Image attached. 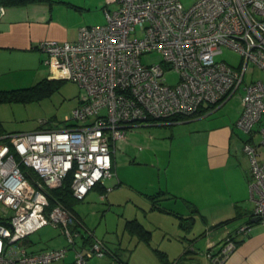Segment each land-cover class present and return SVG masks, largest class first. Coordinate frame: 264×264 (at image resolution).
<instances>
[{"label":"built area","instance_id":"obj_1","mask_svg":"<svg viewBox=\"0 0 264 264\" xmlns=\"http://www.w3.org/2000/svg\"><path fill=\"white\" fill-rule=\"evenodd\" d=\"M105 23L82 26L75 42L45 40L49 77L75 83L78 101L61 128L0 135V264H53L72 253L71 264L112 256L50 191L71 175L70 189L82 201L95 187L110 191L112 155L126 131L196 116L235 94L240 113L235 127L245 136L251 218L264 222V81L244 82L247 72L264 73V0H106ZM114 5L113 9L108 6ZM6 8L0 5V21ZM138 33V36H134ZM223 48L241 56L239 66L216 61ZM149 52L161 64L143 65ZM177 81L165 83V71ZM243 85V86H242ZM242 86V92L237 93ZM258 125L255 130L254 127ZM45 226L59 231L63 244L33 251L23 243ZM251 224L235 230L245 237ZM236 240L224 239L211 264H223Z\"/></svg>","mask_w":264,"mask_h":264},{"label":"crops","instance_id":"obj_2","mask_svg":"<svg viewBox=\"0 0 264 264\" xmlns=\"http://www.w3.org/2000/svg\"><path fill=\"white\" fill-rule=\"evenodd\" d=\"M105 7L107 5L103 0H40L28 2L22 6L6 7L5 15L0 21V90L14 89L13 87H18V85H21L20 83H29L31 81L32 77L30 78L26 74L40 68L43 60L46 59L44 53L35 50V46L38 43L45 40L75 42L80 27L98 23L96 19H93L96 16L95 13L99 12L103 23H105L103 14ZM108 7L113 8L114 5ZM46 79L54 80L49 77V74L46 76ZM206 113L203 112L186 120L167 125L149 126L151 131H149L148 141L145 142L146 146L143 148L146 151L144 157L147 160L151 158L152 162L157 163L158 159H161V151L163 150L166 153L170 144H175L176 142L178 144L184 143V158L186 160L191 159L193 167H202L198 168L202 177L198 176L196 181L199 182L202 178L201 183L205 185L210 179L212 182L217 178L224 184L223 191H226V189L229 191L227 203L221 207L223 210L217 212L216 217L214 216V220L212 221L205 218L199 231L193 230V233L190 231L189 233L184 232L182 234L181 230L177 228V231L173 235L164 230L160 244L162 245L165 238H167L170 246L158 249L152 247L151 231L146 229L142 224L144 232H135L132 233V236L127 235L130 238L129 242L123 245L124 238H121V240H118L117 236L112 238L108 230H106L107 228L105 229V234L97 231L101 225L100 222L109 214L107 211L100 217L97 226L93 227L88 225V221L81 217L79 210L74 206L73 211L83 222L84 227L92 231L96 238L102 240L114 255L113 257L106 256L102 259L93 258L89 260L88 264H130V258L135 252L140 253L143 251V253L148 254V249H151L157 255L159 254L161 264H208L206 253L208 251L217 253L224 237L238 226L247 222L251 224L250 232L247 236L239 239L235 250L225 259L223 264H264V222H252V219L249 217L254 207V203L251 201L249 195L245 197L246 199H243V195L238 193L237 190L232 193L226 185H229V181H227L229 179L227 177L228 173H234L241 177L239 173L241 168L239 155L245 158L241 150L245 136L235 127V124L217 127L209 124L211 116H208ZM132 134H125L124 139L112 155V167L115 177L119 179L117 182L119 185L129 180V178H126V175H120L119 164L131 167L134 161H136L130 155V149H134L136 146L135 140H132ZM155 147L158 151H155ZM141 150L142 147H138V151ZM158 152H160V158L157 157ZM179 154H175L173 148L167 151L168 159L163 161L166 169L171 163V156L174 155L179 158ZM147 165L150 166L151 170H156L157 168V164ZM192 165L190 166L192 167ZM153 176L154 173L147 174L146 176L145 186L142 187H146V192L144 190H137L142 195V204L144 203L145 206L149 207L152 215H170L174 222L177 221L179 223V228L183 220L188 221L191 218L194 222V218L197 215L196 212L199 213L198 209L189 201L182 203L180 206L175 205L174 203L177 202L172 199H176V196L169 189L162 188L163 190H161V188H158V190H153ZM179 178V176L175 175L172 177L174 187L179 186ZM175 180L178 181L177 185L175 184ZM238 181L241 183L240 186H245L243 179H238ZM109 182V189L111 194H113V190L119 188V185H115L114 177ZM244 192L247 193L246 191ZM106 194L107 192L104 194L102 188L97 186L84 199L89 195H94L95 198L98 197V200H100ZM152 196H154V199L151 198ZM162 201L163 204H161ZM166 201H170L173 204L168 205L169 207L167 208L163 206L167 204L164 203ZM182 201L184 202V199ZM214 203V205L209 207L213 213L220 208L217 206H221L216 204L217 202ZM107 209L110 208L107 206ZM90 215L96 216V213L91 211V214L88 216ZM220 215L226 218L219 220L222 219L217 218V216L221 217ZM132 219L135 220L137 217L134 216L125 220L127 222ZM221 222H224V224L216 227ZM135 234H138L139 238ZM31 236L24 240L23 243L34 251L58 247L63 244V240L60 237L55 238L51 243L43 244L32 239ZM187 238L190 241L189 245H187L188 243H178V240L182 241ZM134 239H138V243L132 248L131 241ZM71 262L72 253L69 252L64 260L56 264H71Z\"/></svg>","mask_w":264,"mask_h":264},{"label":"rangeland","instance_id":"obj_3","mask_svg":"<svg viewBox=\"0 0 264 264\" xmlns=\"http://www.w3.org/2000/svg\"><path fill=\"white\" fill-rule=\"evenodd\" d=\"M183 4L184 8L190 7L195 0H180ZM106 2V0H103ZM113 6V5H112ZM110 8V7H109ZM114 8V7H113ZM110 8V9H113ZM95 18L98 23L91 24V26H101L103 25L102 16L99 12L95 13ZM134 36H138V33H135ZM216 61H223L227 64L237 67L241 61V56L228 48H223L221 53L215 57ZM140 61L143 65L149 66L152 64H161L162 62V55L157 52H149L145 53L140 57ZM164 78L165 83L169 86H172L177 81V75L172 71L164 70ZM49 74L47 66L41 64L40 68H37L34 72L26 74L29 75L31 81L29 83H20L18 87H13L14 89L18 88H28L30 86H34L43 79H46V76ZM35 79V80H34ZM252 80H262L264 81V73L260 70H249L245 77L244 82L246 84L250 83ZM243 86V85H242ZM242 86L238 89L237 93L242 92ZM79 95V88L75 83L70 81L61 80L55 86V88L45 97L41 98L40 101L23 105H8V104H0V124L2 128H4L7 132H22V131H30L36 130L39 127L42 128H61L65 125L64 121L65 118L70 116V113L73 108L76 107ZM210 117L209 124L214 126H232L236 123L240 113V101L238 98V94H235L231 97L228 101L224 104H219L213 110H211V106L204 105L203 107ZM234 128V126H233ZM258 125L254 127L256 130ZM149 126H144L133 131H126L127 133H135L132 134V140H135L136 146L135 148H131V156L136 159L134 161L133 166L127 167L125 165L119 164V173L121 176L126 175V178H129L128 181H124L119 185L118 177L114 176V183L115 185H119V188H115L113 190V194L111 191H108L106 196H102L100 200L98 197L95 198L94 195H89L86 199L82 200V202L74 203L75 208L79 210L80 215L82 218L88 221L89 226H97V223L102 217L103 213L107 211L109 213L105 219L100 222L101 225L98 227V232H102L105 234V229L108 230L110 236L114 238L117 236L118 240L124 238L123 245H125L128 240L130 239L128 236H132V233L137 230V225L142 224L146 229L151 231L152 234V247L162 249L163 247H169L168 239L165 238L162 245L160 241L163 238V231H167L171 234H175L178 228L181 230V233L184 232L189 233L190 231H199L201 229L202 222H204L205 218L209 221L214 220V216L216 217L217 212H221L225 203H227V198L229 191H226L223 187V183L221 180L219 181L217 178L211 182V179L203 185L201 179L196 181L198 176L202 175L199 173L198 168L192 165L191 159L184 158V143L176 142L175 144H170L167 151L170 149L175 151V154L180 153L178 156L179 158L175 157L174 155L171 156V163L168 168L166 169V165L164 164V160L168 159L167 151H161V159H158L157 163L151 161V158L148 160L144 157L146 151L143 149L145 142L148 141L149 137ZM137 132V133H136ZM235 132V131H234ZM238 132V131H237ZM236 133V132H235ZM243 135V134H242ZM131 137V136H130ZM138 147H142L141 151H138ZM158 147V146H157ZM155 151H158L156 147L154 148ZM160 158V152L157 153ZM240 159L239 162L241 163L240 168V176L234 173H228L227 181H229V185L226 184L231 192H235L237 190L238 193L243 195V199H246V196H250L249 191V184L246 174L248 175L249 170V162L248 159L239 155ZM170 160V159H169ZM147 164H157L156 170H151L150 166ZM192 165V167L190 166ZM244 171V172H243ZM246 171V174H245ZM232 172V171H229ZM153 174L154 180V189L158 190L161 188L169 189V191L173 192L176 196V199H172L177 203L175 205H181L182 203H187L189 201L192 203L199 211L196 212V218L188 219V221L183 220L180 224V228L178 226L177 221H173L170 215L167 214H154L152 215L148 206H145L144 203L142 204V195H140L138 191L144 190L147 191L145 186L146 183V176L147 174ZM157 173V175H155ZM179 176V186H175L172 184V177ZM212 178V177H210ZM209 179V177H208ZM238 179H243V183L245 186H240V182ZM110 179H107L106 187L109 188ZM175 184L177 185L178 181L175 180ZM149 182V180H148ZM211 182V183H210ZM222 183V184H221ZM117 185V186H118ZM149 186V185H147ZM163 188V189H162ZM247 189V190H246ZM246 191L247 193H245ZM142 192V191H141ZM149 192V190H148ZM237 193V194H238ZM143 194V193H142ZM226 196V197H225ZM144 197V196H143ZM186 198V199H185ZM184 199V202L182 201ZM221 206L216 212H212L210 210V206L214 205L215 203ZM167 203L163 206L169 207L168 205H172L170 201H166ZM140 204V205H138ZM163 204V201L161 202ZM143 207L141 208V206ZM108 208L110 209H107ZM140 208V209H139ZM91 211L96 213V216L90 215ZM214 211V210H213ZM216 213V214H215ZM200 214V215H199ZM134 216L137 217L136 221L130 226L126 225V218H133ZM221 217L217 216V218H222L219 220H224L226 217L220 215ZM133 220V219H132ZM219 222V221H218ZM211 225V224H210ZM239 227V226H238ZM237 227V228H238ZM236 228V229H237ZM234 229L232 232H234ZM193 231V232H194ZM192 232V233H193ZM201 232V231H200ZM231 232V233H232ZM124 233V236H123ZM138 233V232H137ZM230 234V233H229ZM228 234V235H229ZM128 235V236H127ZM226 235L224 239L227 238ZM58 236V231L53 229L51 226H45L32 234L31 238L36 240L37 242L46 244L51 243L55 238ZM137 238H139L138 234H135ZM183 236V235H182ZM223 239V240H224ZM189 239L178 240V243H184L189 245ZM191 240V239H190ZM193 242V241H192ZM138 243V239H134L131 241L132 248ZM171 243V242H170ZM125 248V247H123ZM127 248V247H126ZM188 248V247H186ZM131 250V249H130ZM149 253L145 254L143 251L135 252L133 256L130 258V264H161L159 258V254L157 255L151 249H148ZM128 256V255H127ZM99 259V258H96ZM59 261L53 263L56 264Z\"/></svg>","mask_w":264,"mask_h":264},{"label":"trees","instance_id":"obj_4","mask_svg":"<svg viewBox=\"0 0 264 264\" xmlns=\"http://www.w3.org/2000/svg\"><path fill=\"white\" fill-rule=\"evenodd\" d=\"M34 1H40V0H0V5L4 6L6 8V7H11V6H22L24 4H27L28 2H34ZM60 81L61 80L43 79L42 81H40L36 85L30 86L28 88L0 90V104H8V105L23 104V105H27V104L38 102V101H40L41 98L45 97L50 92H52V90L55 88L56 84ZM214 108H215V106L211 107L210 109L213 110ZM203 109L204 108L199 109V111L197 112L196 115H199L200 113L206 112L205 111L206 109L205 110H203ZM186 119L187 118H184V117H177V118H173L172 120H177V122H178V121H183ZM6 133H11V132L5 131L4 128H2V125L0 124V135L6 134ZM71 178H72V176L69 175L64 180V182L60 188L50 191V198L53 201H58L61 204H63L76 217V219L79 220L83 224V222L79 219V217L73 211V208L75 206L74 203H77L79 201L75 200L73 195H72V191L70 189ZM101 188L103 190V193L105 194L106 188H104V187H101ZM151 198L154 199V196H152ZM249 217L251 218V213H250ZM133 221H136V220H129L126 222V225L130 226L133 223ZM248 223L249 222H247L246 224H248ZM222 224H224V222L218 223L216 225V227H219ZM137 226H138L137 227L138 231H134V232L142 233V231H143L142 225L138 224ZM58 235H59V231H58ZM229 235L234 240H236L235 242L237 245L239 242V239L236 238L237 236H234L235 231L230 233ZM221 243H222V241H221ZM221 243H220V245H221ZM109 251L113 255V252H111L110 249H109ZM207 262H208V264H211V263H209V261H207Z\"/></svg>","mask_w":264,"mask_h":264},{"label":"water","instance_id":"obj_5","mask_svg":"<svg viewBox=\"0 0 264 264\" xmlns=\"http://www.w3.org/2000/svg\"><path fill=\"white\" fill-rule=\"evenodd\" d=\"M257 220L256 219H252V222H256Z\"/></svg>","mask_w":264,"mask_h":264}]
</instances>
